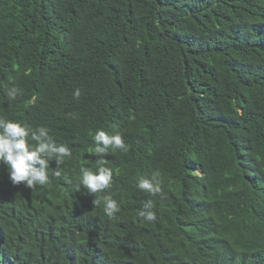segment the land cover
<instances>
[{"label": "trees", "instance_id": "obj_1", "mask_svg": "<svg viewBox=\"0 0 264 264\" xmlns=\"http://www.w3.org/2000/svg\"><path fill=\"white\" fill-rule=\"evenodd\" d=\"M0 117L72 153L33 188L0 163V264H264V0H0ZM97 130L128 148L89 194Z\"/></svg>", "mask_w": 264, "mask_h": 264}, {"label": "clouds", "instance_id": "obj_2", "mask_svg": "<svg viewBox=\"0 0 264 264\" xmlns=\"http://www.w3.org/2000/svg\"><path fill=\"white\" fill-rule=\"evenodd\" d=\"M20 94V90L12 87L8 90L7 96L15 99ZM79 90L75 96L79 97ZM95 153L101 158L97 159L96 171L89 168H81L80 184L89 194L103 193L109 189L113 180V171L105 167L103 157L109 149H122L127 151L122 136L117 133L109 135L103 130H97L94 137ZM72 155L71 149L65 144H57L49 135V130L39 127L35 130L27 125L0 117V163L7 166L11 182L14 185L23 183L27 188L36 185H46L50 183L48 168L50 160L54 159L57 166L63 164L66 158ZM55 177H61L62 170L57 167L54 171ZM159 172L152 175L151 179L140 178L137 187L152 195L161 193V184L157 179ZM103 201V212L112 218L120 209L111 195L101 197ZM101 200H94V204H99ZM153 202H144V207L150 209ZM140 216L144 220L153 222L157 219L152 211H141Z\"/></svg>", "mask_w": 264, "mask_h": 264}]
</instances>
